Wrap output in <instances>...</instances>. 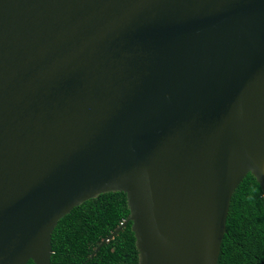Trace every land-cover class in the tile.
Returning a JSON list of instances; mask_svg holds the SVG:
<instances>
[{
    "label": "water",
    "instance_id": "95a60500",
    "mask_svg": "<svg viewBox=\"0 0 264 264\" xmlns=\"http://www.w3.org/2000/svg\"><path fill=\"white\" fill-rule=\"evenodd\" d=\"M264 195V0H0V264H52L73 209L123 192L140 264H218Z\"/></svg>",
    "mask_w": 264,
    "mask_h": 264
},
{
    "label": "trees",
    "instance_id": "16d2710c",
    "mask_svg": "<svg viewBox=\"0 0 264 264\" xmlns=\"http://www.w3.org/2000/svg\"><path fill=\"white\" fill-rule=\"evenodd\" d=\"M129 216L123 192L106 193L76 207L53 233L52 264H140L132 223L91 258ZM218 264H264V195L252 174L232 197Z\"/></svg>",
    "mask_w": 264,
    "mask_h": 264
}]
</instances>
